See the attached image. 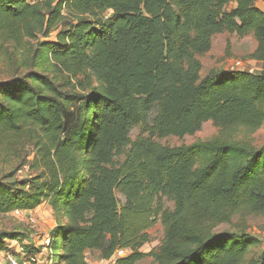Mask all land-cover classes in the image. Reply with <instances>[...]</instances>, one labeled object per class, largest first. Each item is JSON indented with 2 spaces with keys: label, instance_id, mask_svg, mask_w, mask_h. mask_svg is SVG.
<instances>
[{
  "label": "trees",
  "instance_id": "1",
  "mask_svg": "<svg viewBox=\"0 0 264 264\" xmlns=\"http://www.w3.org/2000/svg\"><path fill=\"white\" fill-rule=\"evenodd\" d=\"M68 19L40 44L62 83L29 73L0 89V133L25 135L42 168L0 180V214L47 204L51 264H86L93 250L103 260L129 251L113 264H264V251L247 260L258 239L217 231L239 214L264 216V147L223 135L172 148L154 141L206 122L222 134L264 124V10L255 0H0V39L47 37ZM222 33L252 35L259 74L201 77L200 58ZM158 216L163 238L144 254ZM18 237L1 234L0 252Z\"/></svg>",
  "mask_w": 264,
  "mask_h": 264
},
{
  "label": "rangeland",
  "instance_id": "2",
  "mask_svg": "<svg viewBox=\"0 0 264 264\" xmlns=\"http://www.w3.org/2000/svg\"><path fill=\"white\" fill-rule=\"evenodd\" d=\"M32 1V0H31ZM256 5L264 8V2L255 0ZM63 16H66L64 12ZM69 19L64 21L57 30L52 31L47 37L37 35L36 38L25 39L21 43L2 42L0 39V89L11 87L18 80L29 79V73H37L49 77L55 84H61V75L56 70L53 61L43 52L40 44L55 42L57 35ZM63 26V27H62ZM256 48L252 35L239 38L235 35L222 33L215 35L211 50L200 58L202 63L201 77L210 72L242 71L253 74L261 72L260 62L248 59ZM139 128H133L129 138L134 140L139 135ZM233 141L247 143L256 152L264 147V124L255 132L249 133L242 128L233 132L223 133L214 127L211 122H206L201 129L182 138L167 137L154 138L162 146L178 147L206 142L220 136ZM42 171L33 143L24 135L10 137L0 133V180L7 184L27 181L37 176ZM116 198L123 203V198L117 192ZM164 208L172 210L173 204L163 200ZM156 225L147 231L148 243L143 245L140 252L148 254L155 251L163 238V228L160 216ZM56 225V220L50 207L43 204L33 211H24L17 214L11 212L0 214V235L3 233L18 235L17 241L6 240L3 242L5 251L0 252V264H5L6 256L18 255L21 250L37 254L38 264H49L50 255L53 254L50 234ZM217 231L229 232L236 235L248 234L259 240V244L249 249L247 260L259 259L264 251V216L236 215L229 225L220 226ZM49 243L47 245V241ZM125 257V256H124ZM86 264H113L116 261L113 255L109 260H103L99 251H88L85 255ZM137 264H153L151 257H145Z\"/></svg>",
  "mask_w": 264,
  "mask_h": 264
},
{
  "label": "built area",
  "instance_id": "3",
  "mask_svg": "<svg viewBox=\"0 0 264 264\" xmlns=\"http://www.w3.org/2000/svg\"><path fill=\"white\" fill-rule=\"evenodd\" d=\"M35 1V0H32ZM30 212V211H28ZM17 214L22 213L21 211H16ZM49 240L47 241V245ZM129 253L128 250H118L114 253L116 259L123 258ZM37 254L30 253L28 251L21 250L18 255H7L5 264H38ZM49 264H51V260H49Z\"/></svg>",
  "mask_w": 264,
  "mask_h": 264
},
{
  "label": "crops",
  "instance_id": "4",
  "mask_svg": "<svg viewBox=\"0 0 264 264\" xmlns=\"http://www.w3.org/2000/svg\"><path fill=\"white\" fill-rule=\"evenodd\" d=\"M260 2H261V3H263V2H264V0H260ZM255 4H256V2H255ZM256 6H257V7H259V8H261L262 10H264V8H263V7H260V6H259V4H258V5H256ZM212 41H213V40H212ZM211 48H212V46H211ZM201 64H202V63H201ZM200 75H201V74H200Z\"/></svg>",
  "mask_w": 264,
  "mask_h": 264
}]
</instances>
